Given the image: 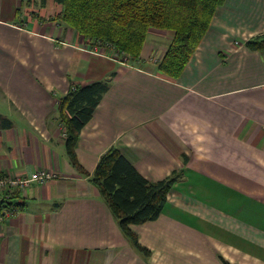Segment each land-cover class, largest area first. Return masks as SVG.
I'll use <instances>...</instances> for the list:
<instances>
[{
  "label": "crops",
  "instance_id": "1",
  "mask_svg": "<svg viewBox=\"0 0 264 264\" xmlns=\"http://www.w3.org/2000/svg\"><path fill=\"white\" fill-rule=\"evenodd\" d=\"M21 3L0 0V113L11 120L0 175H59L18 192L20 211L0 225V264H264V50L244 45L264 33V0L217 5L176 78L52 38L25 13L18 21ZM158 33L143 58L166 48L172 33ZM97 80L108 88L80 130L79 163L91 175L115 146L150 181L176 176L158 217L131 225L149 255L65 151L56 97Z\"/></svg>",
  "mask_w": 264,
  "mask_h": 264
},
{
  "label": "trees",
  "instance_id": "2",
  "mask_svg": "<svg viewBox=\"0 0 264 264\" xmlns=\"http://www.w3.org/2000/svg\"><path fill=\"white\" fill-rule=\"evenodd\" d=\"M43 3L45 0H40ZM63 4L58 17L73 29L83 43L109 45L122 62L138 64L141 48L154 28L172 33L162 57L159 72L176 78L184 69L205 35L213 12L223 0H57ZM152 27L153 29H149ZM254 50H264V33L244 41ZM93 47V48H97ZM92 49V48H91ZM128 54V55H127ZM139 65V64H138ZM138 65L135 66L138 68ZM108 83L97 80L84 85L70 84L57 99V118L64 134L66 154L71 164L89 176L111 211L121 233L130 244L149 255L131 225L154 220L163 210L176 176L150 181L115 146L99 157L91 175L79 163L75 144L80 130L90 120ZM11 127V120L0 114V129ZM19 194H13V197ZM13 202L0 199V210ZM20 206V202L15 204ZM223 259V258H222ZM224 264H237L223 259Z\"/></svg>",
  "mask_w": 264,
  "mask_h": 264
},
{
  "label": "rangeland",
  "instance_id": "3",
  "mask_svg": "<svg viewBox=\"0 0 264 264\" xmlns=\"http://www.w3.org/2000/svg\"><path fill=\"white\" fill-rule=\"evenodd\" d=\"M62 10H63V4L57 0H45L43 3H41L40 0H22V3L20 4V11L18 13L20 19L18 21H24V19H21V17L23 16L22 14L25 13L26 16H29L28 18L36 19L37 22H39L36 24V26L38 28L46 30L45 33L48 34V36H50L52 38H55V37H53V35L56 37H59V39L64 38V40H66L67 44L69 43L73 46H77L81 49H84L90 53L101 55V56L107 57L109 59L118 61V63H120L121 65H124L126 67H135L139 64L138 68L141 70H148L149 68L150 69L153 68L154 71H157L159 73V68H158L157 63H158V61H160L159 59L162 57V54L164 51L163 52L161 51L159 53L158 50H156V51L152 52L151 54H149L147 56V58H143L141 56V53H140L139 60L137 61L138 64H135V66H132V64H130V62H129L130 56L128 54H127L128 55L127 63L122 62L120 59L115 57V54L112 51L113 48H111L109 45L101 46V48H100V47H97L98 45L95 44V42H92L91 44L83 43V41H81L80 37H78V34L73 29L69 28L66 23H64L62 20L59 19L58 13L61 12ZM21 11H22V13H21ZM40 14H42V17H40ZM26 16H25V18H26ZM23 25H25V22H23L21 24V26H23ZM31 25H32V23H30V26ZM149 29H153V28L150 27ZM153 30H155V32L161 33V35H158V36L155 35V37L154 38L152 37L151 39L156 41V42L162 41V38L165 34L164 33L165 29L154 28ZM94 46L97 48H93ZM171 78H174V77H171ZM56 98L58 99L59 97H56ZM56 103H57V101H56ZM0 114L2 116H4L2 113H0ZM63 136H64V134H63ZM42 170L44 172L48 173V179L47 180H49L51 178H55L56 176L59 175L54 170H52V171L50 169H42ZM11 177H13V176H11ZM13 178H15V177H13ZM37 183H45V182L43 181V182H37ZM178 186L181 188V190L182 189L184 190L185 187H186L185 189L189 188L188 186L183 185V183H179ZM177 194L179 195V193H177ZM198 195H200V193H198L196 195V197Z\"/></svg>",
  "mask_w": 264,
  "mask_h": 264
},
{
  "label": "built area",
  "instance_id": "4",
  "mask_svg": "<svg viewBox=\"0 0 264 264\" xmlns=\"http://www.w3.org/2000/svg\"><path fill=\"white\" fill-rule=\"evenodd\" d=\"M47 179L48 173L43 170L32 172L28 177L24 178L0 175V199L4 198L5 200L13 202L0 210V225L5 219L17 215L20 211L19 206L15 205L19 202V199L17 196L11 198L13 194H18L21 189L29 186L31 182H46Z\"/></svg>",
  "mask_w": 264,
  "mask_h": 264
}]
</instances>
